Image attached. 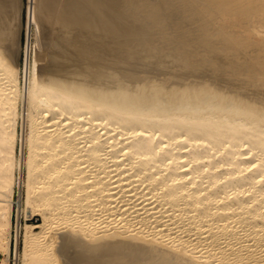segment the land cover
Here are the masks:
<instances>
[{
  "label": "bare ground",
  "instance_id": "6f19581e",
  "mask_svg": "<svg viewBox=\"0 0 264 264\" xmlns=\"http://www.w3.org/2000/svg\"><path fill=\"white\" fill-rule=\"evenodd\" d=\"M15 1L0 264L12 233L21 264H264V0ZM28 210L42 222L20 224Z\"/></svg>",
  "mask_w": 264,
  "mask_h": 264
},
{
  "label": "rangeland",
  "instance_id": "374dc122",
  "mask_svg": "<svg viewBox=\"0 0 264 264\" xmlns=\"http://www.w3.org/2000/svg\"><path fill=\"white\" fill-rule=\"evenodd\" d=\"M15 1V0H13ZM26 1L27 0H22V3L26 4ZM16 2V3H15ZM14 2V7L15 8H18V2L17 0ZM23 5V4H22ZM22 13L24 14V8H22ZM24 16V15H23ZM45 27H43V30H42V40H43V48L39 51H38V56L39 58L41 59L40 60V66L43 67V69H45L44 71H48L50 68H52V61H51V57H50V54L51 53V49L50 48V44L48 41H45L44 38L46 37V39H52L55 37V35L52 33V37H50L51 35V30H49L48 28L50 27L49 24H46L44 25ZM47 27V28H46ZM47 29V31H46ZM51 29V28H50ZM49 30V31H48ZM44 33V34H43ZM26 30H25V18L23 17V22H22V27H21V31H20V39H21V44H22V48H25V43H26ZM33 39V40H32ZM45 41V42H44ZM33 44H34V38L33 37H30L29 39V47H33ZM47 48V49H46ZM50 49V50H49ZM44 50H47V51H44ZM48 50L50 52H48ZM44 51V52H43ZM48 55V56H46ZM45 56V57H44ZM24 58H25V54H24V49L21 51L20 53V57H18V61L20 62V65L23 66L24 64ZM45 58V59H44ZM47 62V63H46ZM19 132L21 130V128L19 127ZM24 133H26V128L24 130ZM23 176V174H22ZM22 192V191H21ZM17 195L15 194L14 195V201H13V205H12V210H13V223H15V214H16V207H17V202H18V197ZM24 211H21L19 215V223L20 224H23L25 221L28 222V223H32V224H40L42 222V219H41V216L40 215H35L33 214L30 210H28L27 212H24ZM33 214V215H32ZM26 218V219H25ZM57 235H60L58 233H56V236ZM17 254L15 255V236H14V233H12V237H11V251H10V254H9V257H8V264H21V249H22V235L21 233H19L18 235V238H17ZM59 239V238H58ZM69 250V249H68ZM68 254V255H67ZM66 257H69L65 260V263L66 264H77L73 261V257H74V254L72 252V249H70V251H67L66 252ZM4 258V255L2 253H0V261ZM69 260V262H68ZM72 260V261H70ZM64 264V263H63Z\"/></svg>",
  "mask_w": 264,
  "mask_h": 264
},
{
  "label": "built area",
  "instance_id": "2783aa9c",
  "mask_svg": "<svg viewBox=\"0 0 264 264\" xmlns=\"http://www.w3.org/2000/svg\"><path fill=\"white\" fill-rule=\"evenodd\" d=\"M17 198V197H16Z\"/></svg>",
  "mask_w": 264,
  "mask_h": 264
}]
</instances>
